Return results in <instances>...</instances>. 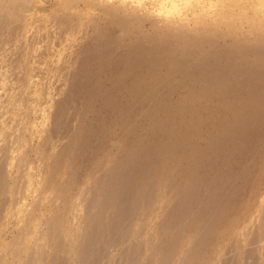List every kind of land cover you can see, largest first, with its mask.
I'll use <instances>...</instances> for the list:
<instances>
[{"label":"rangeland","instance_id":"1","mask_svg":"<svg viewBox=\"0 0 264 264\" xmlns=\"http://www.w3.org/2000/svg\"><path fill=\"white\" fill-rule=\"evenodd\" d=\"M86 263L264 264V0H0V264Z\"/></svg>","mask_w":264,"mask_h":264},{"label":"bare ground","instance_id":"2","mask_svg":"<svg viewBox=\"0 0 264 264\" xmlns=\"http://www.w3.org/2000/svg\"><path fill=\"white\" fill-rule=\"evenodd\" d=\"M175 2V1H174ZM172 3V2H171ZM162 10V9H161ZM165 11V10H164ZM174 11V10H173ZM132 202V201H131ZM117 204V203H116ZM132 204V203H131ZM117 207V206H116ZM132 208V207H131ZM133 213V212H132ZM118 224V223H117ZM111 232V231H110ZM121 233V232H120ZM115 237H117V236H115ZM118 238V237H117ZM121 238V237H120ZM120 238H118V239H120ZM97 239V238H96ZM113 239V238H112ZM115 239V238H114ZM109 240V239H108ZM90 241V240H89ZM118 241V240H117ZM112 242V241H111ZM113 242H115V241H113ZM119 243V242H118ZM86 244V243H85ZM90 245V244H89ZM103 245V244H102ZM85 246V245H84ZM95 247V246H94ZM105 247V246H104ZM93 249H95V248H93ZM97 250V249H96ZM93 251V250H92ZM85 253V252H84ZM94 253H95V251H94ZM98 253V252H97ZM101 253H102V251H101ZM108 253V252H107ZM88 254V253H87ZM100 254V253H99ZM85 255H86V253H85ZM90 255H92V254H90ZM102 255V254H101ZM106 255H108V254H106ZM81 256V255H80ZM84 256V255H83ZM86 256H88V255H86ZM104 257V256H103ZM83 258V257H82ZM81 258V259H82ZM92 258V257H91ZM91 258H90V260H91ZM95 258V257H94ZM102 259V258H101ZM89 260V261H90ZM93 260V259H92ZM98 260V259H97ZM88 261V260H87ZM86 261V262H87ZM93 262V261H92ZM128 262V261H127ZM94 263H96V262H94ZM86 264H88V263H86ZM99 264V263H98Z\"/></svg>","mask_w":264,"mask_h":264}]
</instances>
